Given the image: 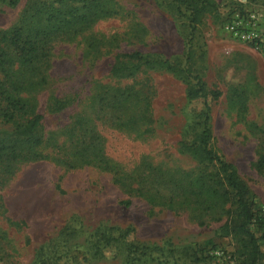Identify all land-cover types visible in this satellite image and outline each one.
Returning a JSON list of instances; mask_svg holds the SVG:
<instances>
[{
  "label": "rangeland",
  "instance_id": "obj_1",
  "mask_svg": "<svg viewBox=\"0 0 264 264\" xmlns=\"http://www.w3.org/2000/svg\"><path fill=\"white\" fill-rule=\"evenodd\" d=\"M47 1L0 0V29ZM91 2L104 12L53 36L47 56L19 70L27 110L42 115V142L30 158H0V264H235L236 244L219 231L230 197L198 192L196 179L214 167L180 147L202 108L185 94L182 11L171 0ZM214 2L217 15L204 13L190 33L191 71L219 91L206 101L211 148L234 166L264 216V169L253 166L264 152V63L222 28L241 6L259 13L264 32V0ZM133 51L169 59L174 69L140 65L132 76H113L116 55ZM11 130L0 118V135ZM123 229L126 240L151 246L141 263L125 261ZM258 244L256 264H264V237Z\"/></svg>",
  "mask_w": 264,
  "mask_h": 264
},
{
  "label": "trees",
  "instance_id": "obj_2",
  "mask_svg": "<svg viewBox=\"0 0 264 264\" xmlns=\"http://www.w3.org/2000/svg\"><path fill=\"white\" fill-rule=\"evenodd\" d=\"M171 1L177 10L182 11L189 27L183 60L185 68L182 70L190 79L185 94L188 99L200 98L202 101V108L193 116L190 137L183 139L180 147L196 162L214 167L213 173L208 172L196 179L197 191L207 195H229L232 209L219 226L220 234L230 235L233 238L236 244L235 264H256L260 257L258 240L264 237L263 233L259 236H256V233L263 227L264 216L234 166L211 148V133L208 126L209 105L206 101L209 97H218L219 91L207 90L201 76L192 73L190 66V33L204 13H212L216 16L218 5L214 0ZM9 2L13 5L16 0ZM74 2H79L80 5L76 6ZM233 10V7L229 8L227 15ZM241 11L242 7L239 6L238 12ZM100 12L104 11L99 6H95L91 0H48L24 9L18 23L9 30L0 29V118L12 124L10 133L5 136L0 135V158L9 161L30 158L34 154V148L42 142L39 131L42 115L32 109L27 110L30 104L24 97V86L18 76L21 66L42 61L47 56L48 43L53 36L76 32L79 28L92 23ZM38 16L41 22L32 26ZM115 58L117 61L111 66L110 73L116 77L132 76L140 65H155L165 70H173L172 67L175 65L169 59L150 60L137 51L117 54ZM253 166L256 170L264 169V152L258 155ZM128 232V229L117 232L118 239L123 245L124 259L127 263H141L144 261L141 256L151 246L126 240L125 236ZM110 239V234H107L104 243L110 244ZM152 249L159 248L153 245Z\"/></svg>",
  "mask_w": 264,
  "mask_h": 264
},
{
  "label": "built area",
  "instance_id": "obj_3",
  "mask_svg": "<svg viewBox=\"0 0 264 264\" xmlns=\"http://www.w3.org/2000/svg\"><path fill=\"white\" fill-rule=\"evenodd\" d=\"M259 23V13L243 8L241 12L231 14L222 28L231 38L251 46L264 63V32L259 28Z\"/></svg>",
  "mask_w": 264,
  "mask_h": 264
}]
</instances>
